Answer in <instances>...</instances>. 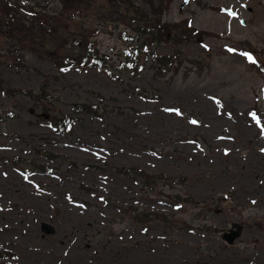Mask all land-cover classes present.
<instances>
[{
	"label": "rangeland",
	"instance_id": "1",
	"mask_svg": "<svg viewBox=\"0 0 264 264\" xmlns=\"http://www.w3.org/2000/svg\"><path fill=\"white\" fill-rule=\"evenodd\" d=\"M167 1L163 23L187 20L217 36L184 42L174 32L156 43L181 64L162 78L144 56L140 70L128 65L125 27L108 0L19 2L51 17L50 37L36 45L43 55L58 31L101 28L100 70L61 71L0 32V83L52 99L0 93V249L16 256L4 264H264V0ZM75 104L104 117L76 114L71 132L58 133L49 116ZM135 170L163 179L152 190ZM234 223L243 231L230 244L223 236Z\"/></svg>",
	"mask_w": 264,
	"mask_h": 264
},
{
	"label": "trees",
	"instance_id": "2",
	"mask_svg": "<svg viewBox=\"0 0 264 264\" xmlns=\"http://www.w3.org/2000/svg\"><path fill=\"white\" fill-rule=\"evenodd\" d=\"M70 1L75 4L89 3L92 0H60L62 4L68 6ZM112 7L118 10L119 21L124 25L122 36L127 37L128 44L130 46L128 50V65L131 66L135 71L140 70L141 57L150 59L152 69L158 78H162L170 72L177 74L181 69V64L178 65L176 59L173 56L159 55L154 51L153 47L158 42H169L174 39V32L183 33L184 37L181 38L184 42L203 41L208 37L217 36L216 33L206 32L199 30L192 26L191 22L184 20L179 23H163V15L169 10L171 2L167 0H160L159 4H156V0H142L145 2L149 10L143 9L140 5H136L133 0H108ZM16 0H0V32L5 34L6 37L12 40H18L22 43L29 42L32 50L37 53L40 57H47L54 60L55 64L61 71L93 67L97 70L103 68V56L100 54L98 43L95 37L99 36L102 31L101 28H96L93 31L86 30L79 35H65L58 31V42L57 47L53 51H47V55H43V51L37 46L41 47L42 40L44 37L47 39L50 35L47 31H50V15L40 9H35L27 4H21ZM126 4L125 7L131 8L132 16H128L122 12V5ZM74 5V4H73ZM70 6L69 8H71ZM125 9L128 11L129 9ZM81 10V8H78ZM211 10H216V7H210ZM131 30L134 34H145L143 41H137L132 38V33L127 34L126 30ZM105 32H107L105 30ZM146 38V36H149ZM171 36L173 39H171ZM264 66V63H262ZM264 75V71H263ZM0 93H4L10 97H15L17 94H24L32 96L36 99L37 104L43 106L46 103L52 105V99L46 89H41L38 95L35 96L32 91H20L10 89L0 83ZM50 109V108H49ZM80 113L92 114L97 118H103L101 108L91 104H75L72 107V113L63 115L54 111L48 118V122L52 128H54L60 134H68L71 132L75 115ZM2 117L0 115V122ZM3 132L0 126V137ZM49 157H52L49 155ZM7 159L6 161H9ZM14 164L15 161L13 160ZM36 171H48L49 168L45 166H37ZM119 172L126 174V169H118ZM23 173H31L32 171L23 170ZM130 173V171H129ZM135 178L143 181L146 186L152 190L157 188L159 181L163 179L162 176L151 177L149 173L135 170L131 173ZM127 212L128 209H125ZM148 215L152 216L153 220L162 221L166 224H170L167 217L160 214H143L137 216L140 219H147ZM16 258L15 254L0 249V264L8 259Z\"/></svg>",
	"mask_w": 264,
	"mask_h": 264
},
{
	"label": "water",
	"instance_id": "3",
	"mask_svg": "<svg viewBox=\"0 0 264 264\" xmlns=\"http://www.w3.org/2000/svg\"><path fill=\"white\" fill-rule=\"evenodd\" d=\"M191 0H184L182 4V8H184L186 5L189 4ZM42 231L46 235H54L56 233V229L53 225L49 223H43L42 224ZM243 231V227L237 223H234L232 226V229L229 230L228 233H225L223 238L230 244H233L235 240L241 237Z\"/></svg>",
	"mask_w": 264,
	"mask_h": 264
}]
</instances>
